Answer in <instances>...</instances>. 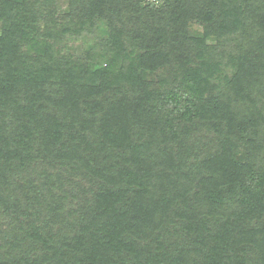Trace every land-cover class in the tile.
I'll use <instances>...</instances> for the list:
<instances>
[{"label":"trees","instance_id":"1","mask_svg":"<svg viewBox=\"0 0 264 264\" xmlns=\"http://www.w3.org/2000/svg\"><path fill=\"white\" fill-rule=\"evenodd\" d=\"M58 2L0 0V264H264V0Z\"/></svg>","mask_w":264,"mask_h":264},{"label":"rangeland","instance_id":"2","mask_svg":"<svg viewBox=\"0 0 264 264\" xmlns=\"http://www.w3.org/2000/svg\"><path fill=\"white\" fill-rule=\"evenodd\" d=\"M65 5H66V0H59L58 2L59 9L63 10L65 8ZM194 30H198V29L195 28ZM92 41H93L92 37L79 38L72 40L69 43L68 47L71 51L75 53H79L82 49H84L87 46V44L91 43Z\"/></svg>","mask_w":264,"mask_h":264},{"label":"built area","instance_id":"3","mask_svg":"<svg viewBox=\"0 0 264 264\" xmlns=\"http://www.w3.org/2000/svg\"><path fill=\"white\" fill-rule=\"evenodd\" d=\"M150 1H156V0H150Z\"/></svg>","mask_w":264,"mask_h":264}]
</instances>
